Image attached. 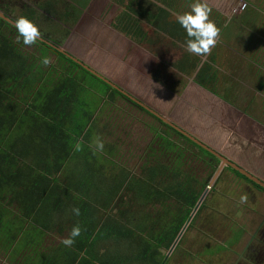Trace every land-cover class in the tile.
<instances>
[{
    "label": "rangeland",
    "instance_id": "obj_1",
    "mask_svg": "<svg viewBox=\"0 0 264 264\" xmlns=\"http://www.w3.org/2000/svg\"><path fill=\"white\" fill-rule=\"evenodd\" d=\"M224 1L225 16L211 12L221 33L207 57L185 51L187 35L175 19L195 0H173L169 15L159 8L160 23L168 18L170 26L169 35L158 37V45L152 44L149 26L136 21L135 11L151 10L152 0H0V6L8 14L3 15L13 21L27 17L43 39L264 182V0ZM241 1L246 4L242 16L232 14ZM126 17L136 22L129 30L124 28ZM226 19L239 27L223 28ZM120 33L134 34L137 46L130 38L121 40ZM33 89L29 84L21 96L28 97ZM21 110L16 100L0 106L5 119L0 147L28 133L30 121ZM95 115L104 150H95V137L92 162L107 181H117L123 173L140 175L154 166L190 174L206 189L203 207L194 211L174 248H151L145 260H138L142 244L181 211L173 201L144 202L122 187L112 213L137 224L141 242H121L119 264H264V191L226 167L214 178L219 160L122 94ZM20 190L18 182L0 176V264H42L50 257L66 264L63 252L68 247L61 240L70 225L54 222L40 230L24 222L17 199ZM245 194L248 203H239Z\"/></svg>",
    "mask_w": 264,
    "mask_h": 264
},
{
    "label": "trees",
    "instance_id": "obj_2",
    "mask_svg": "<svg viewBox=\"0 0 264 264\" xmlns=\"http://www.w3.org/2000/svg\"><path fill=\"white\" fill-rule=\"evenodd\" d=\"M2 10L6 9L0 6V12L8 15ZM17 35L15 28L0 20V106L16 100L30 121L26 135L0 147V176L21 185L17 199L22 220L40 230L54 222L60 226L68 223L71 229L79 224L81 235L63 252L66 264H119L120 243L141 242L138 225L112 213L123 187L144 202L173 201L178 205L179 215L142 244L136 259L145 260L151 248L167 250L205 185L190 174L154 166L140 175L123 173L113 182L103 178L92 162L91 144L100 135L95 114L120 93L42 42L32 46L17 43ZM43 58L50 63L45 66ZM29 84L34 85L33 91L28 97L21 96ZM4 123L0 116V129ZM16 164L20 167L11 172ZM73 207L79 208V216L72 214ZM202 207L200 203L197 212ZM42 264L57 263L50 257Z\"/></svg>",
    "mask_w": 264,
    "mask_h": 264
},
{
    "label": "clouds",
    "instance_id": "obj_3",
    "mask_svg": "<svg viewBox=\"0 0 264 264\" xmlns=\"http://www.w3.org/2000/svg\"><path fill=\"white\" fill-rule=\"evenodd\" d=\"M212 8L207 0H195L190 5V10L177 14L175 19L179 25L185 30L187 39L185 41V51L196 56L207 57L211 54L219 42L221 29L216 23L210 19ZM13 26L18 35L17 43H23L25 46H32L42 38V33L39 27L25 16H20L15 19ZM42 63L46 66L50 63L48 58H43ZM80 149L79 143L77 150ZM95 150L103 151L104 143L97 138L95 142ZM248 195H242L239 198V203H248ZM75 216L80 215L78 207L71 209ZM82 229L79 224H75L70 230L68 236L61 240V243L66 247H71L76 241V238L81 235Z\"/></svg>",
    "mask_w": 264,
    "mask_h": 264
},
{
    "label": "water",
    "instance_id": "obj_4",
    "mask_svg": "<svg viewBox=\"0 0 264 264\" xmlns=\"http://www.w3.org/2000/svg\"><path fill=\"white\" fill-rule=\"evenodd\" d=\"M0 20H2L3 22L7 23L11 27L15 28L13 26L14 21L11 20L10 18H8L7 16L3 15L1 12H0ZM38 41L44 43L45 45H47L48 47L52 48L56 52L62 54L64 57H66L67 59L71 60L73 63H75L77 66H79L85 72H87L89 75H91L94 78H96L97 80H100L101 82L105 83L110 88L116 90L117 92H119L120 94H122L123 96H125L126 98H128L129 100H131L134 104H136L137 106L141 107L142 109H144L145 111H147L148 113H150L151 115H153L155 118H157L161 122L166 123L175 132L179 133L180 135H182L183 137H185L186 139H188L190 142H192L193 144H195L196 146H198L199 148H201L202 150L206 151L208 154H210L211 156H213L214 158H216L217 160H219L220 163H219V166L217 168V171L214 174V178L219 174V172L221 171V169L223 167H227L230 170L236 172L241 177H243L246 180H248L254 186H257L262 191H264V182L263 181H261L260 179H258L254 175H252L251 173L247 172L246 170H244L243 168H241L240 166H238L236 163H234L233 161H231L227 157H225L222 154L218 153L217 151L211 149L206 144L202 143L197 138H195L194 136H192L190 133L186 132L185 130H183L179 126H176L174 124L169 123V120L163 118L158 113H155L154 111H152L148 107L144 106L140 101L136 100V98H133L130 95H128L125 91H123L122 89H120L119 87H117L115 84H113L108 79L104 78L97 71H95L94 69L90 68L88 65L84 64L83 62H81L77 58L73 57L69 53L65 52L60 47L52 44L51 42H49V41H47V40H45L43 38H41ZM205 194H206V189L201 193V195H200L197 203L195 204L194 210L190 213V216H189L188 220L184 223V225L182 226V228L178 232L177 236L175 237L173 243L171 244V246L169 248V251H171L173 249V247L175 246L176 241L178 240V237H180L182 231L186 227L187 223L190 221V219H191L194 211L197 209V207L199 206V204L203 200Z\"/></svg>",
    "mask_w": 264,
    "mask_h": 264
},
{
    "label": "crops",
    "instance_id": "obj_5",
    "mask_svg": "<svg viewBox=\"0 0 264 264\" xmlns=\"http://www.w3.org/2000/svg\"><path fill=\"white\" fill-rule=\"evenodd\" d=\"M162 1V2H161ZM173 2V0H152L151 2V10H136L135 13L137 15L136 21H140L141 23H143L145 26H149V28L151 29V35H152V44L154 45V43L156 45H158L159 42H161V40L159 41L158 37L160 36V34H164V35H169V20L168 18L166 20H164L161 23H164L163 25H161L160 21H159V15L161 10L159 8H161L162 10H164L167 14L170 13V9H171V3ZM208 4L210 5V7L212 8V10L215 11L216 14L218 15H224L225 16V1L224 0H207ZM162 6V7H161ZM256 10V8L254 9ZM229 11V10H228ZM129 13V12H128ZM173 13V12H172ZM165 15V16H166ZM149 16V17H147ZM164 15L161 14V18L164 19L165 18ZM228 16H229V12H228ZM125 22H123L125 25V30H129L128 29V25L131 24L132 26L136 25V22H134L131 19H127V17L125 18ZM161 20V19H160ZM227 21H225V23H223V28H225V26H229L228 29L234 27L233 30H236L239 26L238 24L236 25L235 23H230L228 24V22H230V20L226 19ZM133 22V23H131ZM122 28V27H121ZM122 30V29H121ZM137 30H138V26H137ZM165 31H167L168 33H165ZM230 35V32H229ZM123 38L126 39H131V44H133L134 46H137V37H134V34H130L129 36L126 34V36H123L120 33V39L122 40ZM136 39V40H133ZM129 41V40H128ZM138 45H142L140 44L139 40H138ZM152 57V56H151ZM216 56H213V59H215ZM159 58L157 57L156 60H158ZM211 61V60H210ZM212 62V61H211ZM208 63V62H206Z\"/></svg>",
    "mask_w": 264,
    "mask_h": 264
},
{
    "label": "built area",
    "instance_id": "obj_6",
    "mask_svg": "<svg viewBox=\"0 0 264 264\" xmlns=\"http://www.w3.org/2000/svg\"><path fill=\"white\" fill-rule=\"evenodd\" d=\"M245 8H246L245 2L241 1L240 3H238L237 5H235V8L231 10V13L242 16Z\"/></svg>",
    "mask_w": 264,
    "mask_h": 264
},
{
    "label": "flooded vegetation",
    "instance_id": "obj_7",
    "mask_svg": "<svg viewBox=\"0 0 264 264\" xmlns=\"http://www.w3.org/2000/svg\"><path fill=\"white\" fill-rule=\"evenodd\" d=\"M215 159H216V158H215ZM226 168H227V167H226ZM228 169H229V168H228ZM229 170H230V169H229ZM251 184H252V183H251ZM252 185H253V184H252ZM203 191H204V190H203ZM199 205H200V204H199ZM194 208H195V207H194ZM194 208H193V210H194ZM197 208H198V207H197ZM193 210H192V211H193ZM196 210H197V209H196ZM183 225H184V224H183ZM172 243H173V242H172ZM169 248H170V247H169ZM173 248H174V247H173ZM219 248H220V247H219ZM219 248H218V249H219ZM223 248H225V247H223Z\"/></svg>",
    "mask_w": 264,
    "mask_h": 264
}]
</instances>
